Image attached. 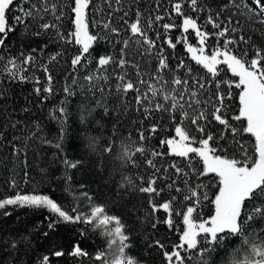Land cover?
I'll list each match as a JSON object with an SVG mask.
<instances>
[{
  "label": "trees",
  "instance_id": "16d2710c",
  "mask_svg": "<svg viewBox=\"0 0 264 264\" xmlns=\"http://www.w3.org/2000/svg\"><path fill=\"white\" fill-rule=\"evenodd\" d=\"M176 2L179 0H91L89 31L98 39L86 58L91 62L82 61L75 68L71 60L78 46L59 39L56 29L40 28L45 22L56 24L67 36L74 27L71 11L74 0H49L50 4L57 5V14L63 13L59 21L51 11L37 15L33 9V16L20 24L12 19L21 14L16 7L23 4L25 9H31L32 5L39 8L42 0L26 3L14 0L7 13L9 24L14 27L6 37L0 34L4 38V44L0 45V66L10 58H18L19 62L21 53L34 57L23 73L28 77L24 81L0 72V198L14 193L13 181L24 192L36 186L40 193L49 194L69 209L75 205L86 211L90 197L91 203L103 204L107 214L120 219L122 232L128 236L126 254L141 264H167L164 252L177 250L175 245L184 229L182 218L186 207L196 208L193 219L198 222L209 219L214 212V198L220 187L218 177L213 173L202 175L203 163L195 153L187 158L179 157L171 153L166 143H161L175 137L176 126L185 128L195 139L194 146L211 134L213 140L209 144L216 149L217 155L242 162L257 158L252 147L254 138L243 131L246 122L233 119L239 112L240 89L234 83L229 87L227 82H236L238 78L226 65H220L213 77L191 60L184 43L177 41L186 35L189 43L195 42L192 30L182 34V18L190 16L203 31L211 34L206 41L208 53L218 44L223 47L225 39L230 38L236 41L229 45L233 54L251 60L258 49L264 54V17L254 7V0H235V5L240 7L232 0H197L198 11L193 10L190 0H183V16L175 13L173 4ZM138 14L140 26L155 43L154 48L149 49L142 37L131 34L129 25L136 22ZM158 15L163 19L157 21ZM209 16L220 23L221 29L228 26L226 37L218 38L214 34L220 29L207 23ZM105 23L109 28L104 27ZM166 23L176 27L165 30ZM112 28L119 35L112 32ZM168 38L176 44L175 49L166 43ZM124 41L128 42L127 47ZM161 52L167 64L163 69L159 67ZM101 56L113 60L98 73ZM121 59L125 61L123 67L119 65ZM181 61L184 67H180ZM45 66L52 76L50 93L44 91L47 87ZM101 73L108 77L107 80L94 79L90 84L84 79L87 75ZM121 75L123 81L118 79ZM175 79L182 83L175 85ZM129 81L133 89L127 93L117 91L118 84ZM37 87L41 89L39 94L35 91ZM65 87L70 89L71 95L65 93ZM153 87L157 89L156 95H152ZM192 92L196 93L195 97H191ZM218 93L224 96L221 115L228 121L227 128L212 115L218 104ZM181 95L180 104L184 108L177 105L173 109L171 97L179 99ZM60 107L66 109L64 116L56 111ZM201 111L205 118L193 124L192 119ZM60 119L66 122L64 139L58 149L55 144L61 135ZM198 126L204 131H199ZM233 128L237 130L235 133ZM124 145L132 149L129 157L123 155ZM138 147L143 151H135ZM64 159L76 163L77 167L66 168ZM177 168L182 171L178 173ZM151 179H155L153 187L159 195L140 191ZM197 185L202 187L197 188ZM189 188L197 192L199 205L195 203L197 197L184 199L190 195ZM205 193L207 199H204ZM150 201L156 205L166 201L172 203L171 227L165 223L168 214L162 209L152 213ZM256 208L260 211H255ZM4 212L10 214L4 215ZM55 220V216L42 208L7 206L0 210V264H37L45 255L49 257V264H99L94 255L105 250L108 244L101 229L83 222L55 223L49 228V223ZM238 223L243 235L226 232L219 234L217 242L209 243L210 237L206 239L201 234L195 249L185 246L180 250L184 264H224L230 250L244 237L264 242V193L256 190L245 201ZM75 244L88 255L71 256ZM57 250H63L64 255L54 256Z\"/></svg>",
  "mask_w": 264,
  "mask_h": 264
},
{
  "label": "snow or ice",
  "instance_id": "6c2138e0",
  "mask_svg": "<svg viewBox=\"0 0 264 264\" xmlns=\"http://www.w3.org/2000/svg\"><path fill=\"white\" fill-rule=\"evenodd\" d=\"M24 3L28 0H23ZM235 5V0H232ZM91 0H74V4L71 7L72 13H74V18L72 20L73 30L68 33L67 36L64 33L58 30L56 24L43 23L40 25V28L43 30H48L49 28L56 29V35L59 39L65 41L67 44L78 46L77 54L72 58L71 64L73 68L77 65H81L82 61L90 63V60L86 58L90 55V50L93 48L94 43L97 41V35L92 34L89 31V5ZM183 0H179L173 4V9L175 13L179 16H183L182 11ZM190 4L194 11L197 9V0H190ZM14 5V0H0V34H3L5 37L7 33L11 31L14 25L9 24V19L7 13L9 9ZM240 7V5H235ZM254 7L258 10V13L261 17H264V0H254ZM33 9L36 14L47 13L51 11L52 15L55 16L56 20L59 21L63 17V13L57 14V5L55 3H49V0H42L41 6L39 8L36 5H32L31 9H25L23 4L16 7V11L21 13L20 15H14L12 17L15 24L23 23L24 19L30 16H33ZM251 11V10H249ZM157 21L163 19L161 16L155 18ZM207 23L211 24L213 28L220 29L218 32L214 33L218 38L226 37L229 32L228 26L220 28V23L217 20H214L211 16L208 17ZM229 23L231 21L229 20ZM149 26H151V21H149ZM105 28H109V24L105 23ZM131 34L133 36L139 35L143 38L145 44L148 45L149 49L155 47V43L147 37V33L140 26L139 14L137 15V20L134 23L129 25ZM176 27L174 24H164L163 28L169 30ZM182 34H187L189 30H192L195 33L197 39V45H193L188 42L187 36L182 35V38H178V43L183 42L187 53L190 55L191 60L195 61L196 64L201 65L204 69L207 70L213 77L217 75L218 67L220 65H226L228 70L232 73L234 77L238 78V81H228L229 87H232L233 83L237 89H240L239 92V112L238 115L234 116L233 119L240 121L243 120L246 122V127L243 128V131L250 134L254 138V144L252 145L254 153L256 155L255 161H252L250 158L244 160L243 162L235 158H227L222 155L216 154V149L211 147L209 142L213 140L211 134L207 136L206 139H201L199 141V146L194 147L193 144L196 143L195 139L190 137L189 133L182 126L175 127V137L173 139H167L161 141V143H166L172 154L187 158L190 153H195L203 163V173L202 175H207L209 173L215 174L218 177L219 191L214 198L215 205V214L211 219H203L200 222H196L193 219V213L196 211V208L193 206L186 207V211L183 215V225L184 230L182 235L179 238V243L175 245L177 250L169 252H164V257L166 258L167 264H184V258L181 255L182 249H195L198 244V237L201 234H204L207 239L210 237L209 243H215L218 240L219 234L231 233V234H241L240 224L238 223L241 217L242 207L247 199H249L256 190L264 193V64L261 62L264 61V54L258 49L255 53L254 58L251 60L246 59V57H238L233 54L232 49L229 48V45L235 44L236 41L230 38H226L224 41L223 47H220L219 44L211 51L209 54L207 51L206 41L211 35L210 33L203 31L201 26L197 23L196 19H193L190 16L184 17L182 22ZM236 29H232L234 32ZM112 32L119 35L115 28L111 29ZM240 40L243 41L244 37L241 36ZM140 41L138 40L137 43ZM127 41H124V46L127 47ZM166 43L169 47L175 49L176 44L172 42L171 38L166 40ZM4 44V38L0 37V45ZM22 59L10 58L0 66V72L7 73L11 79H19L24 81L28 79L23 73L27 71V67L34 61V57L31 54L24 55L21 53ZM55 59V57H53ZM112 57L101 56L98 59L97 72H100V69L108 65L112 61ZM125 64L124 59L119 61V65L123 67ZM159 67L161 69L167 67L166 58L163 56V53L160 54ZM180 67H184L183 61L180 62ZM44 72L47 74V87L44 88L45 92L52 91V76L48 73V68L44 67ZM190 71V69H189ZM107 76L100 74L87 75L84 77L85 80L91 82L94 79H104L107 80ZM119 80L123 81L124 77L121 75L118 77ZM36 83L39 84L40 81L37 78ZM75 83V81H73ZM175 85H180L182 81L180 79H175L173 81ZM185 87H187V82H184ZM217 84V88H219ZM92 87H95L93 84ZM134 85L132 82H127L117 85V91H123L127 93L129 90L133 89ZM201 88L204 87L203 84L200 85ZM36 93L39 94L41 89L37 87L35 89ZM65 93L71 95V91L68 87L64 89ZM103 92V89H100ZM152 95H156L157 89L153 87L151 89ZM196 93L192 92L191 97H195ZM168 96H165V99H168ZM229 98L231 94L229 93ZM172 108L175 109L177 105L181 109L184 108L183 104H180V101L183 100L181 95L179 99L176 96H172ZM218 104L214 108L212 113L213 118L218 121L221 125H224L226 128L229 127L228 121L224 119L221 115V109L223 107L224 96L223 94H217ZM139 97H137V103H139ZM196 104H199V100L193 101ZM63 104V101L61 102ZM159 108L160 106L157 105ZM56 111L60 113L61 116H64L66 109L64 107L58 108ZM147 111V109H145ZM184 115L187 116L188 113L184 112ZM201 118H205L203 111L199 113L198 116H195L192 119V123L196 124L197 121ZM65 120L60 119L61 124V135L59 141L55 144V147L60 149L61 142L64 139V124ZM199 131L203 132L204 129L202 126H198ZM152 131L155 132L156 128L153 127ZM233 133L237 130L232 129ZM141 139H143V133H141ZM110 151V149H108ZM16 152H19V149H15ZM122 151L124 157H129L132 154V149L127 145L122 146ZM135 151H143L142 147H138ZM153 155L157 153L153 152ZM149 164L152 163L151 160L148 161ZM63 164L66 168H76L77 164L70 161L69 159H64ZM251 164V167H249ZM175 167V165H173ZM176 171L179 173L182 170L177 168ZM27 182V181H26ZM187 184V181H185ZM155 184V179H151L148 183V186L141 187L140 191L143 193L159 195V191L153 187ZM11 187L15 189L14 193L11 195L4 196L0 198V210H4L7 206H14L20 208H36V209H46L48 213H51L56 217L54 222L49 223V228L54 227L55 223H78L83 222L85 224L93 225L95 221L94 228H101L102 225H108L114 222V227L110 231L104 230L101 231L102 235L109 237L107 247H111L116 240H119L121 245L124 248H127L125 243L128 240V236L124 235L122 232V224L118 217L115 215H109L105 212V206L100 203H91V198L89 197V205L86 211H81L78 207L73 205L70 209L61 203L57 202L49 194L40 193L37 189L33 188L29 192H24L22 189L16 187L15 181L12 182ZM171 187V185H169ZM202 187L197 185V188ZM162 191V190H161ZM180 191V189H177ZM188 192L190 195L184 197L185 200H188L192 197H197L195 203L199 205L200 200L197 196V192L194 189L189 188ZM207 193L204 194V199H207ZM175 199V197H173ZM150 207L152 213L155 214L157 211L162 209L165 213L168 214V218L165 223L169 227L173 225L172 219V203L166 201L160 205L151 203ZM255 211L259 212L260 209L256 208ZM10 213L4 212V215H9ZM180 213L177 212V215ZM251 219V216L248 217ZM244 242L247 243V237H244ZM260 244V247H264V243L257 242ZM14 246V245H13ZM161 247H163L161 245ZM56 257H61L64 255L63 250H57L53 253ZM71 256L83 257L87 256L88 252L83 250L79 244L73 246V250L70 252ZM104 252L97 251L94 255L96 261H100V264H107L104 260ZM175 258V259H174ZM40 264H49V257L47 255L43 256ZM113 264H121L119 259L113 261ZM128 264H132V259L128 258Z\"/></svg>",
  "mask_w": 264,
  "mask_h": 264
},
{
  "label": "clouds",
  "instance_id": "9594fccd",
  "mask_svg": "<svg viewBox=\"0 0 264 264\" xmlns=\"http://www.w3.org/2000/svg\"><path fill=\"white\" fill-rule=\"evenodd\" d=\"M109 225H102L101 231H110L112 227ZM103 252L105 254L104 260L107 264H113V261L117 259L121 261V264H128L129 257L126 254V248L121 245L119 240H116L111 247H107ZM132 264H141V262L132 258ZM224 264H264V247H260V244L252 237H247V243L242 239L234 249L230 250Z\"/></svg>",
  "mask_w": 264,
  "mask_h": 264
},
{
  "label": "rangeland",
  "instance_id": "374dc122",
  "mask_svg": "<svg viewBox=\"0 0 264 264\" xmlns=\"http://www.w3.org/2000/svg\"><path fill=\"white\" fill-rule=\"evenodd\" d=\"M182 22H183V18H182ZM182 25V24H181ZM195 34V33H194ZM193 45H197V39L195 40V42H193L192 43ZM211 52H209V54H210ZM173 138H176V137H173ZM173 138H169V139H173ZM249 167H251V166H249ZM33 188H36V186H33ZM219 191V190H218ZM217 194H218V192H217ZM216 194V195H217ZM215 214V205H214V212H213V214L210 216V218L209 219H211V217L213 216ZM95 222L93 221V224H94ZM110 227H114V222L113 223H111L110 225H109ZM108 238V237H107ZM41 262V261H40ZM40 262L39 263H37V264H40ZM99 264H100V261L98 262Z\"/></svg>",
  "mask_w": 264,
  "mask_h": 264
},
{
  "label": "crops",
  "instance_id": "0c3cea01",
  "mask_svg": "<svg viewBox=\"0 0 264 264\" xmlns=\"http://www.w3.org/2000/svg\"><path fill=\"white\" fill-rule=\"evenodd\" d=\"M169 139V138H168ZM194 146V145H193ZM199 146V144L198 145H196V146H194V147H198ZM169 147V146H168ZM169 150H170V148H169ZM185 213V212H184ZM196 222H198V221H196ZM185 227V226H184ZM184 230V229H183ZM183 232V231H182ZM181 235H182V233H181ZM180 235V236H181Z\"/></svg>",
  "mask_w": 264,
  "mask_h": 264
}]
</instances>
